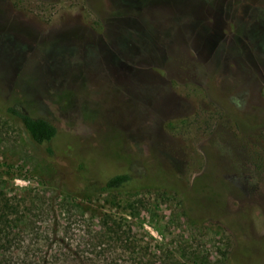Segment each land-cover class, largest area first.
I'll return each mask as SVG.
<instances>
[{
    "label": "rangeland",
    "instance_id": "1",
    "mask_svg": "<svg viewBox=\"0 0 264 264\" xmlns=\"http://www.w3.org/2000/svg\"><path fill=\"white\" fill-rule=\"evenodd\" d=\"M0 219V264H264V0H0Z\"/></svg>",
    "mask_w": 264,
    "mask_h": 264
},
{
    "label": "trees",
    "instance_id": "2",
    "mask_svg": "<svg viewBox=\"0 0 264 264\" xmlns=\"http://www.w3.org/2000/svg\"><path fill=\"white\" fill-rule=\"evenodd\" d=\"M214 100H216V102H218L220 105H222L224 107V109L226 110V112H228L229 109L222 100H220L217 97H215ZM6 111L11 116H14V117H16L22 121V123L24 124V126L28 130L29 134L31 135L32 139L39 145H42L46 142L51 141L57 135V132H58L57 127L50 120H48L46 118L32 117L28 113H25L22 110L18 109L17 107H13V106L8 107ZM235 122L238 123L237 121H235ZM71 137H72V139L69 142V145L73 146V141H74L73 135ZM48 150L50 152H53L52 148H48ZM135 158H136V156H135ZM129 162H127V163H129ZM149 166H155V165L154 164L147 165L145 168L146 174L151 171L150 170L151 168ZM116 172L117 173L113 172L112 175L108 176V173L106 172L105 168H103L101 173H100V175L102 176V178L100 180H98L97 178L94 177L93 180L87 181V182H85V180L80 179V178L78 180L76 178L74 180V182H72L71 180H69V181H71L72 184L77 182L76 185H78V183L86 184V186H85L86 190L83 192H80L82 195H85V196H86V194L90 193L91 191L95 192L96 190L105 191V190H110V189H119V188H123L125 186H133L134 187L136 185L137 186L141 185V183L144 181V177L141 179V177L140 178L136 177L133 173H130V172H121V171H119V169H116ZM207 175L208 174L202 175L199 178L195 179L193 184L191 185V187L189 189L187 187L188 185H184V187H182V188H184L182 190L184 208H185L186 212L188 213V215L192 216V218L193 217H195L197 219L210 218L207 215L196 214L194 212V207L192 206V204L190 202L189 192L199 183L204 184V186L206 187V189H205L206 192L209 190L211 192L217 193V195L221 198L219 207H220L221 211H226L223 201H224V198H225L227 192L222 187L220 176L216 175L217 176L216 182L218 184V185H216V184L209 182L206 179ZM148 182H149V185H153V186H157V187H165V186L167 187L168 186V187H172L175 189L177 188L174 185L172 179H168V180L166 179L164 181H157V178L153 177ZM159 182L161 184H158ZM179 189H181V188L179 187ZM5 205H6V207H8V204H5ZM13 209H14V206L11 204V206H9L8 211L10 213H13V211H12ZM2 213L6 214V212H2ZM7 214H9V213H7ZM210 219H214V220L222 222V219L218 218V217L217 218L213 217ZM0 221H1V219H0ZM232 228H234V227H232ZM244 238L248 239V237H246V235H245V237L241 236V242H243ZM246 242H248V240ZM250 242H252V241H250ZM253 260H254L255 264L262 263V260H260V259L256 260L253 258Z\"/></svg>",
    "mask_w": 264,
    "mask_h": 264
}]
</instances>
